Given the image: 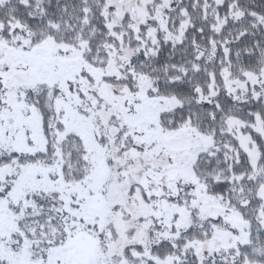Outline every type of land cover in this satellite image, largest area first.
I'll return each mask as SVG.
<instances>
[{
    "label": "snow or ice",
    "instance_id": "6c2138e0",
    "mask_svg": "<svg viewBox=\"0 0 264 264\" xmlns=\"http://www.w3.org/2000/svg\"><path fill=\"white\" fill-rule=\"evenodd\" d=\"M0 264H264V0H0Z\"/></svg>",
    "mask_w": 264,
    "mask_h": 264
}]
</instances>
